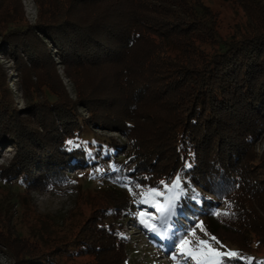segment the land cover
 Returning <instances> with one entry per match:
<instances>
[{
  "label": "trees",
  "instance_id": "obj_1",
  "mask_svg": "<svg viewBox=\"0 0 264 264\" xmlns=\"http://www.w3.org/2000/svg\"><path fill=\"white\" fill-rule=\"evenodd\" d=\"M37 3L36 25L19 1L0 17L3 53L37 79L28 105L17 110L0 70V146L17 149L0 165V188L51 191L70 183L67 169L100 183L93 195L79 192L61 226L51 222L52 236L40 221L30 239L3 229L1 241L20 248L12 251L29 259L22 264H127L120 219L132 220L137 204L152 199L150 189L163 192L179 179L173 210L157 209L174 219L175 234L200 230V240L236 252L227 263L264 264V155L255 151L264 133V3H242L259 17L227 38L201 0ZM46 40L57 46L88 117L67 94ZM94 128L125 134L130 145L105 137L86 142ZM184 188L200 194L205 210ZM84 206L91 209L85 220Z\"/></svg>",
  "mask_w": 264,
  "mask_h": 264
},
{
  "label": "rangeland",
  "instance_id": "obj_2",
  "mask_svg": "<svg viewBox=\"0 0 264 264\" xmlns=\"http://www.w3.org/2000/svg\"><path fill=\"white\" fill-rule=\"evenodd\" d=\"M18 1L21 5V14H23L25 20L31 25H36L39 22L40 14L37 0H2V3L0 4V7H2L0 10H3L0 11V17L4 16L5 12L10 11L11 8H15ZM201 1L208 6L213 13L216 23V31L219 37L223 38L240 33H246L252 22H254L253 19L259 17V12L254 14L246 12L242 3L248 4L253 8L258 6V9L259 5L264 3V0ZM7 7L9 10H7ZM253 8H250L251 10L249 11L254 12L255 9ZM6 47H8V44L0 32V70L5 73V78L9 82L8 86L11 89L13 106L17 110H22L28 105L27 95L30 93V85L37 83V79L35 77L34 70L30 69L25 71L22 68V61L20 63V61H16L14 56H10L8 54L5 55L3 53L2 50ZM46 47L50 50V53L56 63L57 73L67 91V94L72 101L78 102L79 94L77 87L74 81L67 75L65 67L62 65L61 59L57 55V46L54 45L51 40H46ZM204 47L206 52L209 53L212 52L214 48V46L209 45V43H205ZM24 62L30 67V60L26 57ZM45 77H47V75ZM81 106L82 103L78 102L77 108L79 113L88 117L89 112ZM93 131L94 132L92 133H94V136L91 135L93 139L91 137L90 140H87L86 142H93L95 138L96 140H99L105 137L113 138L126 148L130 145L128 137L118 131L103 128H94ZM255 147L256 153L259 156H263L264 133L257 139ZM16 151V148L0 146V165H9L11 160L15 157ZM93 151H95V149H93ZM254 170H257V168H254ZM66 171L72 175L69 181L70 183L51 191L33 190L30 193H26L24 189L15 184L3 185L0 188V233L1 231H4L3 229L6 231L9 230V232L11 230L14 234H17V237L19 238L23 236L22 238L30 239V232H33V227H35V229L41 228L40 223L42 222L46 224V228L44 229L46 234L48 236H52L53 230L51 228V222H53V225L61 226L63 218L71 209L75 207L76 203H78L77 196L79 192L86 194V196L91 194L93 195L96 193V187L100 183L98 180H94L92 175L82 174L80 176L82 172L78 170L74 172L67 169ZM184 191L187 196L192 198L201 209L205 210V205L203 204L198 192L191 188H184ZM163 192L165 193L164 197H156L155 199L152 198L150 201L144 197L145 207L137 204V208L135 210L136 214H134L135 217L132 220L123 218L120 219L122 222L124 237L127 239L130 247L129 262L127 264H198L196 259L188 256L187 251L181 250L180 241L181 239L191 241L192 243H190L187 247L194 251L199 250L200 248L198 245L201 237L200 230H197L194 234L186 236L184 234L182 235V233L179 235L175 234L179 228L178 226H175L174 230H172V221L174 219L168 216H161L157 210L158 208H167L168 206V201L166 199L169 195L168 188L164 189ZM86 200L88 201V199ZM141 200L143 199H140L139 202ZM89 201H92V203L96 202L93 200ZM157 201H159V203H157ZM85 206H90L89 202ZM85 206L84 220L91 212V209H88ZM33 218L36 220L34 223H32ZM48 219H51V221ZM178 219V221L182 223H186L187 221V219L182 217H179ZM76 222V224H78L79 219H76ZM152 225H159L160 227L158 226L153 228ZM62 229H64L65 232V227ZM51 236L49 238L52 241H55L56 243L60 242L61 239L56 238L53 240ZM1 238L2 237H0V264H22L24 261H29V259L26 260L25 257H22L19 254L15 257L13 251H17L20 248L15 250L11 249L1 241ZM212 248L223 253H236L223 251L222 248L217 246H212ZM225 257L236 258V256L230 255L221 257L219 259V264H231L226 262ZM201 264H207V262H201Z\"/></svg>",
  "mask_w": 264,
  "mask_h": 264
},
{
  "label": "snow or ice",
  "instance_id": "obj_3",
  "mask_svg": "<svg viewBox=\"0 0 264 264\" xmlns=\"http://www.w3.org/2000/svg\"><path fill=\"white\" fill-rule=\"evenodd\" d=\"M69 143H72L69 141ZM190 166V165H189ZM163 183V182H162ZM179 179L174 181L173 185L171 187H168L169 195L166 197L168 201L167 208H161L160 210L162 212H171L173 210V202L175 201L176 194L174 189L179 187ZM167 187V186H166ZM150 196L151 198L155 199L156 197H164L165 193L160 191L159 189H150ZM159 203V201H157ZM144 215V214H142ZM153 228H155V225H152ZM213 239H215L213 237ZM192 243L191 241L181 239L180 241V247L182 251H187V254L189 257L196 259L198 261V264H201V262H207V264H219V259L224 256H236V253H223L220 251H217L216 249L212 248L211 244H209L206 240H200L199 245L201 246L199 250H192L191 248H188L187 246Z\"/></svg>",
  "mask_w": 264,
  "mask_h": 264
}]
</instances>
